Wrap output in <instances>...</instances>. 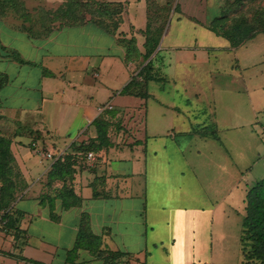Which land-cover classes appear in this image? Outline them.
<instances>
[{
    "label": "crops",
    "instance_id": "1",
    "mask_svg": "<svg viewBox=\"0 0 264 264\" xmlns=\"http://www.w3.org/2000/svg\"><path fill=\"white\" fill-rule=\"evenodd\" d=\"M107 3L124 5L114 32L85 22L33 38L0 20V45L25 62L0 51V135L10 137L26 186L12 209L14 229L0 222V264H242L254 183L245 174L264 160V124L255 130L264 116V53H254L264 33L233 47L207 29L214 13H174L155 49L164 61L151 80L130 79L144 60L145 2ZM125 41L135 49L130 64ZM196 67L210 101L192 86ZM177 82L182 105L170 94ZM107 104L113 109L97 112ZM207 121L216 137L198 134ZM30 140L62 152L61 162L33 156ZM88 151L97 159L82 169Z\"/></svg>",
    "mask_w": 264,
    "mask_h": 264
},
{
    "label": "rangeland",
    "instance_id": "2",
    "mask_svg": "<svg viewBox=\"0 0 264 264\" xmlns=\"http://www.w3.org/2000/svg\"><path fill=\"white\" fill-rule=\"evenodd\" d=\"M2 0H0L1 2ZM153 3H156L152 5L150 16L154 18L157 15H154L153 13H158L162 17V20L165 22L167 18L174 13V7L177 6L178 8L175 10L177 13L183 12L185 14L195 15L198 18H200L203 14H207L208 17L212 13H214V16H219L220 14H225L226 17L228 16L226 27L231 24L234 20L239 19L241 17L246 18L248 20L254 19L255 13H264V0H152ZM165 1H170L171 5L166 8H160ZM3 4L6 3V0H3ZM145 7H146V0ZM10 3H17L16 6H14L12 10H9L8 8L2 9V5L0 4V11L3 10V12H7V18L0 19L7 21L10 23V21L13 22V25L24 32H26L29 36H32L33 38H43L46 37L49 32L53 29H61L63 26H68V22L60 20L59 16L62 14H70L77 16L75 17L78 22H91V23H99L102 25H109L110 21H114L111 18H108L107 15H103V13H99L97 11V8L99 5L103 7L102 9L105 10L107 7H104L106 5L107 0H10ZM66 3H73L72 6H68ZM8 5V4H7ZM115 9V8H113ZM147 10V8H146ZM182 10V11H181ZM16 11V12H15ZM61 12V13H60ZM226 12V13H223ZM17 14V15H16ZM21 14L24 16L18 17ZM24 18L26 20H24ZM114 19H119V16L114 17ZM156 19V18H154ZM158 19V18H157ZM201 19V18H200ZM108 20V21H107ZM159 21H161L159 19ZM158 21L155 20L154 27H158ZM163 26V27H164ZM166 28V26H165ZM8 37V34L3 32L1 35L2 40L6 39ZM23 41V40H22ZM256 49L254 50L255 55H261L264 53V47L262 46L261 39L258 38L256 40ZM17 45V44H16ZM17 47V46H16ZM62 49L56 48V47H48L47 53H58ZM150 56L148 61H143L140 63L143 66L147 64V62L150 61V68H155V64L162 63L165 59L163 55V51L159 52V54H155ZM126 63L130 64L132 63V60L130 56L125 57ZM130 62V63H129ZM166 63V60H165ZM138 64V63H137ZM212 66L211 70L218 69L219 70V64L215 63L213 65V62L210 64V67ZM139 67V64L137 65ZM133 68V66H131ZM227 69V68H221V70ZM260 66L256 69H253L255 71H259ZM262 69V68H261ZM187 72V71H186ZM189 73V71H188ZM191 75H189L192 79V86H196L197 90L200 88L204 94L207 95L206 101H210V93L209 90L204 87V69L195 68L191 70ZM224 74H230V72L226 71ZM138 75L137 71L135 74L130 77L132 79L133 77H136ZM188 76V77H189ZM230 76V75H228ZM157 78L161 79L162 82L164 79L156 76ZM187 77V78H188ZM186 78V79H187ZM257 78H260V76L257 74ZM223 79H226L223 77ZM176 89L178 92H171L170 94L178 95L176 97V103L178 105L183 104V91H182V84H179L180 82H177ZM194 83V84H193ZM161 84H164L162 82ZM189 86L187 84L184 85L186 93L191 94L192 91H189ZM125 88V87H124ZM194 88V87H193ZM168 89V87H166ZM151 90V87H150ZM194 90V89H192ZM147 91V90H146ZM148 94L150 91L147 92ZM182 95V96H181ZM188 95V94H187ZM204 103V102H203ZM256 119L258 122L257 126L255 127V130H260V124H264V116L263 114H257ZM210 121H207V125H205L202 129H197L198 132L210 133L214 132L213 127L211 125ZM101 126H104L102 124ZM195 129V131H196ZM194 130V129H193ZM3 136V135H2ZM216 136V134H215ZM4 138L10 140V137L3 136ZM31 141V140H30ZM11 153V152H10ZM32 154V153H31ZM12 155V154H11ZM33 155V154H32ZM34 156V155H33ZM261 156H264V153H261ZM13 158V156H11ZM9 171L6 172V175L3 178H0V216L2 214L3 210L10 209L11 202L13 200H19L21 197L20 193L16 195V198H2L7 192L10 191L11 188H14L16 185V191H18L23 185H25L24 180H22V176L19 170V167L15 163V160L13 158L12 163L10 164ZM251 173L245 174L246 179L248 180V183H255L259 180H264V160L253 167ZM252 180V182H251ZM253 183V184H254ZM251 184L250 186H252ZM16 193V192H15ZM13 193V195L15 194ZM12 199V200H11ZM11 200V201H10Z\"/></svg>",
    "mask_w": 264,
    "mask_h": 264
},
{
    "label": "trees",
    "instance_id": "3",
    "mask_svg": "<svg viewBox=\"0 0 264 264\" xmlns=\"http://www.w3.org/2000/svg\"><path fill=\"white\" fill-rule=\"evenodd\" d=\"M3 1V0H2ZM0 2L2 5V9L10 8L9 10L14 9L13 7L16 6L15 3H10V0H6V3ZM8 4V5H7ZM69 7L72 6L73 3H66ZM156 3H153L152 0H146V17H147V23L145 31L143 32L145 36V53L143 55V61H148L151 55L155 52V49L158 45L159 38L162 35V32L165 30V26H167V20L164 22L162 20V17L158 15V13H153L154 15H157L156 17L152 18L150 16L152 5ZM171 5L170 1H165L160 7H158L157 10H159L162 6V8L168 9V7ZM104 7H107V9L103 10L101 5L97 8V11L99 13H103V15H107L108 18H111L114 21H110V24L102 25L99 23H93L98 26H100L103 30L114 32L118 24L120 23V19H114V17L120 16L124 9V5L121 3H106ZM115 8V9H113ZM178 7H174V12L177 13L175 10ZM0 11V17L1 19L7 18V12ZM16 12V11H15ZM61 13V12H60ZM226 13V12H223ZM17 15V14H16ZM24 16L21 14L18 17ZM77 16H74L69 14H62L59 16L60 20L68 22V26H63L62 28L66 27H73L83 24L84 22H78L76 20ZM158 18V19H157ZM254 19L251 21L246 18H239L234 20L231 24H229L226 27V22L228 19V16L226 17L225 14H220L219 16H216L212 18L210 22L206 24L207 29L214 32L218 36H221L225 38L227 41H229L230 45L233 47H236L243 42L247 40L253 39L258 34L264 33V13H255ZM0 19V20H1ZM159 19L161 21H159ZM24 20H26L24 18ZM155 20L158 22V27H154ZM108 21V20H107ZM164 26V27H163ZM54 30V29H53ZM52 31V30H51ZM50 33V32H49ZM48 33V34H49ZM47 34V35H48ZM32 37V36H31ZM35 38V37H34ZM126 42V57L130 56V58L134 57L133 54L135 53V49L133 47L132 41H125ZM0 51H1V57L11 59L13 61H17L19 63H25L23 60H21L17 53L13 51H6L3 46L0 45ZM150 61L147 62L145 66L140 67V71L138 74L140 76L142 75L144 80H151L150 76ZM7 82L6 78L0 76V88H2L5 83ZM135 81L131 83V86L135 85ZM130 86L125 87L123 91L127 92L129 90ZM96 128L98 129L101 138H103V126H101V123L99 124L96 122ZM204 130V129H203ZM198 132L200 136H206L211 135L212 137H216L214 132L205 133ZM10 144L11 141L4 138L2 135H0V178H3L6 175V172L9 171L10 164L13 161V158L11 157L10 153ZM60 163L61 161L58 160L54 163ZM23 180V179H22ZM25 185H23L18 191H16V185L14 188H11L9 192H7L2 198H16V195L18 193L22 192L25 189ZM16 192V193H15ZM13 193H15L13 195ZM11 199V200H12ZM10 200V201H11ZM17 200H13L11 202V208L6 209L2 211L0 222L4 224V228L6 230L8 229H14L15 223L17 221V217H15V213L12 212L14 203ZM245 210H246V216L244 217L242 221V235L240 238L241 247H242V255H243V262L242 264H264V180H259L255 182L252 186H250L246 192L245 196Z\"/></svg>",
    "mask_w": 264,
    "mask_h": 264
},
{
    "label": "built area",
    "instance_id": "4",
    "mask_svg": "<svg viewBox=\"0 0 264 264\" xmlns=\"http://www.w3.org/2000/svg\"><path fill=\"white\" fill-rule=\"evenodd\" d=\"M104 109L107 110H112L113 107L110 104H107L105 107H101L97 109V112L100 113ZM29 150L30 152L37 158L45 161H49L51 163H54L58 160H61L63 157L62 152L58 151L56 152L55 150L48 149L45 146H43L39 141L37 140H31L28 143ZM96 156L92 151H88L85 153L80 166L82 169H88L91 168L93 163L96 161Z\"/></svg>",
    "mask_w": 264,
    "mask_h": 264
}]
</instances>
